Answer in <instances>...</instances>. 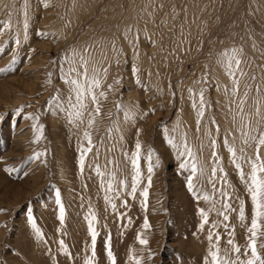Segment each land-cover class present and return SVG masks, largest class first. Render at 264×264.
Returning a JSON list of instances; mask_svg holds the SVG:
<instances>
[{"label": "rangeland", "instance_id": "1", "mask_svg": "<svg viewBox=\"0 0 264 264\" xmlns=\"http://www.w3.org/2000/svg\"><path fill=\"white\" fill-rule=\"evenodd\" d=\"M197 1L44 0L41 3V0H29V28L25 39L23 0H0V25L11 26L10 30L0 29V49H3L0 52V209L3 210L0 212V264H84L83 257L91 255V236L85 219L90 213H95L98 220L96 264H111L106 255L109 236L117 264H132L129 260L132 254L141 258L142 264H204L209 248L207 233L213 222H222L216 230L221 235V248L229 238L223 226L227 223L234 229L235 242L244 250L252 205L231 163L230 153L223 146L218 149L231 184L228 191L232 192L233 199L229 202L236 208L229 214V221L223 222V217L209 211L210 202L201 197L197 203L189 192L186 187L189 173L181 170V159L167 140L169 134L178 136L171 130L179 123L188 133L206 176L210 174L214 163L212 150L202 147V143L207 145L209 141L197 133L195 111L190 106L187 90L198 89L200 85L196 81L208 74L211 84L205 87L212 107L204 123L214 131L215 126L207 119L214 116L221 134L234 127L233 113L227 108L229 97L222 94L225 86L231 88V81L217 63V57L224 49L242 45L247 60L242 66L250 76H256L255 81L248 80L247 84L264 88V57L261 56L264 0ZM190 9L201 11L200 16ZM129 26L141 32L139 59L123 39ZM16 38L21 41L19 47L14 42ZM113 40L125 54L120 57L119 65L113 61L110 51ZM253 40L256 48L252 47ZM86 46L93 49L94 59L103 66L111 63L105 86L114 85L107 100L102 101L101 113L92 129L87 128V117L83 124L72 123L60 108L65 104L60 97L70 94V89L63 82L58 65L65 64L62 57L67 49ZM116 80L119 84H115ZM216 85L220 92L215 90ZM252 95L260 94L253 92ZM118 104L132 109L137 117L134 122L125 119L124 112L117 109ZM245 111L254 112L251 99ZM37 116L38 121L25 118ZM34 123L43 127L39 142ZM165 126L169 133L164 132ZM85 131L92 135L95 147L87 155L81 174L79 150L81 144L87 146ZM137 140L142 145L144 179L133 199L128 195L131 164L124 152L131 155ZM235 143L239 147L240 139ZM149 151L153 153L155 165L150 187L146 159ZM37 153L46 155L33 159ZM247 154H253L252 147L247 148ZM90 165H99L105 173H115L117 181L124 180L128 185L115 200L116 212L104 200L105 190ZM244 168L247 172L248 165ZM218 176L223 179V173L218 172ZM194 183L211 194V185L206 179L197 176ZM117 187L118 184L114 185ZM144 188L149 192L146 202L141 195ZM57 189L66 210L64 223L59 220ZM125 199L127 208L122 203ZM241 201L247 218L243 225L238 218ZM198 208L209 211V225L203 231L199 228ZM120 213H124L122 220ZM30 216L35 218L42 237L33 229ZM145 220L150 225L147 229ZM138 234L148 240L147 246L138 243ZM60 239L67 244L71 257L61 251ZM261 242L264 241H258V246Z\"/></svg>", "mask_w": 264, "mask_h": 264}, {"label": "snow or ice", "instance_id": "2", "mask_svg": "<svg viewBox=\"0 0 264 264\" xmlns=\"http://www.w3.org/2000/svg\"><path fill=\"white\" fill-rule=\"evenodd\" d=\"M28 3L29 0H23V28L25 31V39H27V31L29 28L28 22ZM44 3V0H41ZM45 6H47L45 4ZM10 24L0 25V29H9ZM44 36L46 34L41 33ZM141 32L139 29L133 30V27L129 26L123 33V39L126 40L137 59H139V41ZM251 38V37H250ZM150 40V37H146ZM15 44L19 47L21 41L19 38L15 39ZM252 47L256 48L255 41L252 42ZM3 49H0L2 52ZM93 49L91 47H84L83 49L70 48L65 52V56L62 57L65 64L59 66V71L63 72V82L69 87L70 94L66 97H60L65 100V104L60 105V108L70 119V122L79 124L85 122L87 117V128L92 129L96 122V117L101 113L102 101L107 100L108 92L114 87L113 84H107L105 82L109 74L111 63L107 67L99 61H96L92 55ZM110 51L113 53V61L119 65L120 57L125 55L122 47H118L116 40L110 42ZM261 56L264 57V51H261ZM104 59H107V55L104 54ZM217 63L220 64L227 77L231 81V88L225 86L222 90V94L229 97V103L227 108L232 112V122L234 127L232 129H225L221 134L220 124L216 121L214 116L208 117V122L215 126L214 131L205 125V117L207 111L212 107L211 101L207 98L208 88L206 85H210L211 81L208 74H205L202 79H198L196 83L200 85L198 89L189 88L188 99L190 101L191 108L195 111L196 130L197 133H202L203 136L208 138L209 143L202 147H209L212 150L211 156L214 163L211 166L210 174L206 176L205 169L200 166L199 159L194 147L189 142L188 133L181 129L180 124L174 125L172 132L178 133L177 137H173L169 134L167 143L176 151V155L181 159L180 168L182 171H186L189 175L186 177V187L193 195L197 203L202 199L211 203L209 211H213L217 216L223 217V222H227L230 219L229 214L236 211V208L229 202L233 199L232 192L228 191L231 188V184L227 179V173L224 171L222 158L219 155L218 149L223 146L230 153L237 174L240 181L245 185L247 194L250 198L252 205V218L250 226L246 227L247 242L244 250H241V246L234 240V229L229 224L225 223L223 226L228 231L229 238L226 241V246L220 247L221 235L216 231L220 227L222 222H213L209 225V211H205L203 208H198L199 215L201 217V223L199 228L204 230L205 225H209L207 233V240L209 242V248L207 249V257L204 260V264H264V242H261L258 246V241H264V153L261 149H264V88L259 85L254 87L247 84L248 80L255 81L256 76L249 75L242 65L247 64L246 54L243 46H233L222 50L218 57ZM135 71L138 73L139 69ZM115 84H119V80L115 81ZM171 86V85H170ZM244 91L241 93V87ZM215 90L220 92L219 85L215 86ZM256 92L260 95L253 96L252 93ZM173 97L176 95L172 93ZM254 103V112H246L245 106L249 100ZM118 111H123L125 119L132 123L137 118L132 113V109L126 106L117 105ZM146 116L147 113H143ZM38 121L39 117H25ZM79 126V125H77ZM33 128L36 131V141L43 137V127L38 126L37 123L33 124ZM139 132V130H138ZM165 133H169L167 126L164 128ZM84 140L87 142V146L80 145L79 150V170L81 174L85 170V162L87 155L93 151V138L89 131L83 133ZM239 138L241 143L238 147L235 143ZM123 139V137H121ZM114 147V146H113ZM253 148V154L249 156L247 154V148ZM134 152L129 155L127 151L124 152L125 159L130 162L132 170L131 188L128 192L133 199H135L137 189L143 182L144 176L141 170V152L142 145L137 140L134 146ZM152 152L149 151L147 155V185L151 186L152 175L154 174L155 165L152 162ZM45 153H37L33 159H39ZM97 155H99V149H97ZM108 163H112L111 160ZM248 165L247 172L244 165ZM91 170L95 171L100 179V187L104 188L105 196L104 200L111 206L113 212L117 211V204L115 200L118 199L124 191L128 189V185L124 180L117 181L115 173H105L101 171L99 165L95 167L89 166ZM11 172L12 169H6ZM219 173H223V179L218 176ZM206 179L207 183L211 185V194L203 190L202 187H198L194 183V178ZM119 187L114 188V185ZM220 185L219 187L217 185ZM85 187H87L85 185ZM146 202L149 192L147 188H144L141 192ZM56 203L59 206V220L64 223L66 217V210L62 203L61 193L57 189L55 191ZM239 200V197L235 198ZM125 208L128 207V201L125 199L122 201ZM219 204V207H217ZM3 210L0 209V212ZM124 213H120V219L122 220ZM238 218L243 225L246 221L245 204L240 202ZM33 229L38 236L42 237L41 229L37 226L34 217H29ZM91 236V255L83 257L84 264H96V242L98 232L95 228L98 222L96 214L90 213L85 217ZM128 223H131V218L128 219ZM147 220H145L144 228H149ZM215 238V239H214ZM138 243L147 246L148 240L141 238V234H138ZM58 245L64 255L71 257V252L68 249L67 244L63 239L58 241ZM106 255L111 261V264H117L116 257L111 249L110 236L106 241ZM129 260L132 264H142V259L132 254L129 256Z\"/></svg>", "mask_w": 264, "mask_h": 264}, {"label": "bare ground", "instance_id": "3", "mask_svg": "<svg viewBox=\"0 0 264 264\" xmlns=\"http://www.w3.org/2000/svg\"><path fill=\"white\" fill-rule=\"evenodd\" d=\"M201 1L203 2V0H201ZM197 2H198V1H197ZM199 2H200V0H199ZM199 2H198V3H199ZM189 3H190V2H189ZM194 3H195V2H194ZM191 4H192V2H191ZM194 5H195V4H194ZM194 5H193V6H194ZM190 6H191V5H190ZM195 6H196V5H195ZM197 6H198V5H197ZM201 7H202V3L200 4V8H201ZM192 8H194V7H191V9H192ZM195 8H196V7H195ZM195 8H194V9H195ZM191 9H190V11L192 12L194 9H193V10H191ZM197 9H199V8H196V10H197ZM201 9H202V8H201ZM201 9H199V10H201ZM193 12L196 13V14L201 13V11L196 12L195 10H194ZM189 16H190V15H189ZM198 16H200V15L198 14ZM190 18H191V17H190Z\"/></svg>", "mask_w": 264, "mask_h": 264}]
</instances>
